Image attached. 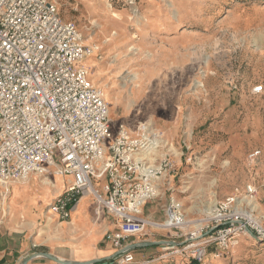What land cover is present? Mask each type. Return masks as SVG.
Wrapping results in <instances>:
<instances>
[{
	"label": "rangeland",
	"instance_id": "374dc122",
	"mask_svg": "<svg viewBox=\"0 0 264 264\" xmlns=\"http://www.w3.org/2000/svg\"><path fill=\"white\" fill-rule=\"evenodd\" d=\"M53 1L62 19L75 22L84 44L94 48L85 63L110 106L113 131L120 124L131 129L146 124L164 142L154 160L167 154L174 165L169 184H161L159 196L144 207L150 222L145 233L125 243L166 238L169 229L153 224L164 222L172 197L183 205L187 222L183 230H170L180 243L185 233L206 229L215 203L228 196L243 199L264 226V92L253 93L254 87L264 86V0H137L133 6ZM256 151L261 152L251 160ZM33 176L27 186L17 185L0 198L1 224L24 230L50 250L70 247L83 228L104 224L103 242L108 231L117 229L92 196V223L63 221L49 206L66 178ZM44 177L56 187L42 185ZM249 186L255 194H249ZM30 196L35 199L32 210L39 213L35 221L12 208V202L26 204ZM186 252L189 257L191 251ZM206 260L264 264V240L244 235L227 256L210 247Z\"/></svg>",
	"mask_w": 264,
	"mask_h": 264
},
{
	"label": "built area",
	"instance_id": "2783aa9c",
	"mask_svg": "<svg viewBox=\"0 0 264 264\" xmlns=\"http://www.w3.org/2000/svg\"><path fill=\"white\" fill-rule=\"evenodd\" d=\"M109 1L133 6L137 0ZM93 54L77 24L62 19L55 1L0 0V198L9 195L14 182L56 173L66 181L50 211L70 220L81 199L91 195L98 210L115 219L117 229L106 239L121 250L127 238L145 233L150 222L144 207L159 196L161 184H169L174 165L167 154L154 160L163 140L146 124L135 129L120 124L113 131L110 106L85 63ZM263 92V85L253 89L256 95ZM248 192L256 189L249 186ZM243 202L238 196L218 200L212 225L185 233L186 245L170 253L188 256L189 250L202 264L210 247L227 256L242 236L253 237L250 232L264 240V226ZM165 215L163 223L153 225L186 227L176 198ZM135 261L125 249L113 264Z\"/></svg>",
	"mask_w": 264,
	"mask_h": 264
},
{
	"label": "crops",
	"instance_id": "0c3cea01",
	"mask_svg": "<svg viewBox=\"0 0 264 264\" xmlns=\"http://www.w3.org/2000/svg\"><path fill=\"white\" fill-rule=\"evenodd\" d=\"M158 8V7H157ZM162 18V16H161ZM156 19V17H152ZM160 20V19H159ZM35 177L30 175L27 182L17 181L11 184L9 189V195L13 187L17 185H25L32 182ZM47 196H44L45 200ZM6 199V197H4ZM53 198V196H52ZM50 202V201H49ZM47 203V205L49 204ZM90 196L83 197L80 202V206L76 212L72 214L70 220H63L68 222L83 221L86 224L92 223V215L90 211ZM35 203L34 197L30 196V200L25 203L12 202V208L14 213H25L27 218L31 221L38 219V214L32 210V205ZM96 204V203H95ZM28 210V211H25ZM102 213H107L103 211ZM50 217V216H49ZM115 220V219H114ZM0 220V264H22L27 256L33 255L32 259L27 264H59L58 262L45 257L43 255H36V253L48 252L61 259H67L75 262H88L93 259H101L110 257L98 264H113L117 260L118 255H115L118 249L110 241L105 240L103 242L104 231L102 229L104 224L92 229H85L82 235L72 240L70 247H65L57 250H50L41 246V243L35 242V240L27 235L24 230L10 229L7 225L1 224ZM111 230V229H108ZM167 237L160 238V240L175 241L174 232L170 230L166 231ZM130 243H126L128 245ZM162 250H158V248ZM171 245H155L150 247L137 248L131 250L135 255V264H197V262L183 254H172L168 251ZM209 260V259H208ZM204 261L202 264H219V261Z\"/></svg>",
	"mask_w": 264,
	"mask_h": 264
},
{
	"label": "water",
	"instance_id": "95a60500",
	"mask_svg": "<svg viewBox=\"0 0 264 264\" xmlns=\"http://www.w3.org/2000/svg\"><path fill=\"white\" fill-rule=\"evenodd\" d=\"M251 235L253 237H255V235L250 232ZM171 245L173 247H177L182 245L183 243L177 242V241H168V240H159V241H144V242H136V243H130L128 245H126L123 249L117 251V253L115 255H120L123 253V251L125 249L127 250H135L137 248H142V247H150V246H155V245ZM36 255H43L45 257H48L56 262H58L59 264H98L106 259H109L110 257H106V258H101V259H93L90 260L88 262H75V261H71V260H67V259H61L51 253L48 252H43V253H36ZM33 255L27 256L22 264H27L28 261H30L32 259Z\"/></svg>",
	"mask_w": 264,
	"mask_h": 264
},
{
	"label": "bare ground",
	"instance_id": "6f19581e",
	"mask_svg": "<svg viewBox=\"0 0 264 264\" xmlns=\"http://www.w3.org/2000/svg\"><path fill=\"white\" fill-rule=\"evenodd\" d=\"M116 15V14H115ZM103 92V91H102ZM104 94V93H103ZM105 97V96H104ZM169 145V144H168ZM173 149V148H172ZM174 150V149H173ZM174 152L176 153V150H174ZM157 154V153H156ZM28 179L23 180V182H27ZM42 185H51L52 187H56V183L53 179H51L50 177H44L43 179H41ZM59 183V182H58ZM91 196V195H89ZM79 208V207H78Z\"/></svg>",
	"mask_w": 264,
	"mask_h": 264
}]
</instances>
